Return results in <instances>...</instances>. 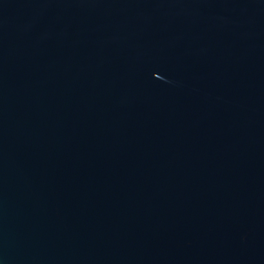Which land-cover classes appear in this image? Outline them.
Returning <instances> with one entry per match:
<instances>
[{
    "label": "water",
    "instance_id": "obj_1",
    "mask_svg": "<svg viewBox=\"0 0 264 264\" xmlns=\"http://www.w3.org/2000/svg\"><path fill=\"white\" fill-rule=\"evenodd\" d=\"M0 264H264V0H0Z\"/></svg>",
    "mask_w": 264,
    "mask_h": 264
}]
</instances>
